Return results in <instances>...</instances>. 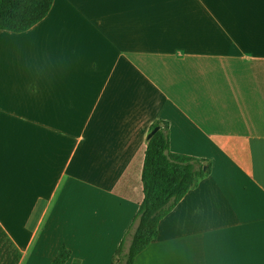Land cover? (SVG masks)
<instances>
[{"label":"crops","instance_id":"0c3cea01","mask_svg":"<svg viewBox=\"0 0 264 264\" xmlns=\"http://www.w3.org/2000/svg\"><path fill=\"white\" fill-rule=\"evenodd\" d=\"M145 1L55 0L28 31L0 32V264L12 243L17 264L62 247L65 264H113L158 121L172 152L212 169L135 264H264V32L244 31L245 0H173L169 18ZM25 53L43 62L19 67Z\"/></svg>","mask_w":264,"mask_h":264},{"label":"trees","instance_id":"16d2710c","mask_svg":"<svg viewBox=\"0 0 264 264\" xmlns=\"http://www.w3.org/2000/svg\"><path fill=\"white\" fill-rule=\"evenodd\" d=\"M54 1L0 0V32L28 31L47 17ZM156 127L159 130L148 140L145 152L142 173L144 200L116 250L113 264H135L137 256L158 238L160 222L211 173L210 161L171 151L168 122H156L151 131ZM0 231L3 232L1 227ZM11 246L16 254L12 264H17L22 257L21 252L13 243ZM70 257L71 251L62 247L54 264H65Z\"/></svg>","mask_w":264,"mask_h":264},{"label":"rangeland","instance_id":"374dc122","mask_svg":"<svg viewBox=\"0 0 264 264\" xmlns=\"http://www.w3.org/2000/svg\"><path fill=\"white\" fill-rule=\"evenodd\" d=\"M117 3H124L125 0H115ZM162 1L163 4V9L159 10L156 9L152 6L151 4V0H146L145 4H146V9L143 10V14L147 15L148 17H164V18H169L171 17V15H177L181 17V13H180V8H176L175 7V3L172 4L173 0H160ZM252 1V0H251ZM243 1L241 6H240V12L242 13V15L245 17L246 19V24H244V31H261L264 32V3L261 4V1L258 5V2H256V0L254 1ZM259 7V8H258ZM116 12H119V8L118 5H116L115 8ZM128 12L126 9L124 10L123 14H129L126 13ZM116 26V29H114V32L116 33H122V35H126L127 31H128V27L121 25L119 23L114 24ZM156 25L152 24V25H147V29L151 30V28L154 30V27ZM146 31V30H145ZM146 33H150L147 32ZM144 43L147 46H153L152 44L155 43L154 39H152L151 37H149L146 41H144ZM142 46H146L143 43H140ZM25 43H20V44H15L13 45V48L19 51L22 50V48L24 47ZM23 53V52H22ZM19 61H20V66L19 67H24V68H28L29 65L33 62V61H39V62H43V58L44 57H36V56H27L26 53L23 54L22 56H19Z\"/></svg>","mask_w":264,"mask_h":264},{"label":"water","instance_id":"95a60500","mask_svg":"<svg viewBox=\"0 0 264 264\" xmlns=\"http://www.w3.org/2000/svg\"><path fill=\"white\" fill-rule=\"evenodd\" d=\"M159 130V127H156L153 131H151L148 135V140L153 137V135Z\"/></svg>","mask_w":264,"mask_h":264}]
</instances>
